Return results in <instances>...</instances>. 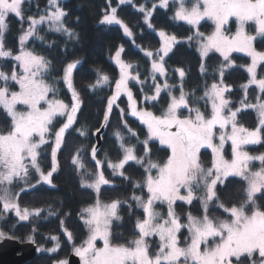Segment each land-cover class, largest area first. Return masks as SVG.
<instances>
[{
  "label": "snow or ice",
  "instance_id": "1",
  "mask_svg": "<svg viewBox=\"0 0 264 264\" xmlns=\"http://www.w3.org/2000/svg\"><path fill=\"white\" fill-rule=\"evenodd\" d=\"M25 2L31 3V0H0V60L10 58L17 62L19 67L17 71L14 64L9 72L4 70L7 64H0V108L11 119L9 130L0 131V202H2L0 221L10 212H14L18 222H26L31 216L40 215V209L31 211L28 208L22 209L17 202L19 194H14L10 186L14 181H23L25 187H22L21 191L27 188L34 189L36 185L29 183L30 169L39 176L37 184H52L51 178L58 167L57 153L64 142L65 133L75 123L76 113L80 108L79 96L73 85V70L77 68L79 61L69 62L63 69L62 79L72 91L73 103L69 109L62 100L55 98L57 95L55 82L53 84L47 82L52 71L51 62L25 47L30 37L44 39L38 34L39 26L43 24H48L51 31L66 34L70 39L77 35L65 26L64 17L67 13L60 7L59 0H49V5L54 10L47 11L46 15H40L39 18L28 17L30 23L19 37L18 54L14 55L10 49H5L4 34L8 28L6 18L11 14L23 21L22 5ZM120 2L124 3L125 0ZM159 2L160 7H168L169 0ZM186 3L187 0H179L180 6L175 12L174 19L184 21L196 29L188 40L197 41L202 58L207 57L213 50L220 53L227 62V65L221 66V76L224 67L232 65V53H244L251 58V63L247 66L250 79L248 84L241 86L245 89V97L240 101L241 107L232 110L229 107V100L224 97V93L229 89L212 83L210 88L205 90L204 97L195 101L199 103L206 97L211 102L210 116H206L199 107L189 106L187 99L189 94L183 91L182 86L179 98L174 96L171 98V103L162 116L144 109L138 110L128 87L130 66L120 60L121 52L117 51L115 58L120 66L121 75L115 84V94L108 101V112H111L121 92H126L131 115L138 117L147 127L148 137L141 142L145 146L144 156H136L134 148L125 147L122 142L121 147L125 153L123 159L119 163H109V167L112 168L114 175L120 176L124 175L120 170L129 161H135L144 167L147 173L145 181L143 184L137 182L134 187L146 188L147 198L145 200L143 195L132 196L137 208L142 209L144 218L136 220L137 238L130 240L127 245L113 244L111 229L113 221L121 220L117 211L120 201L101 204L100 186L110 183L105 179L103 172H100L92 183L82 180L83 186L96 191L97 200L94 206L82 210V213H87V218L83 215L81 218L89 230V235L80 246L73 247V252L79 257L81 264H245V262L264 264V210L257 204V199L264 197V154L252 156L245 150V146L260 144L264 133V97L258 94L256 103L247 102L249 85H256L259 93H264V77L257 78V68L264 64V51H258L254 46V41L264 42V0H193L190 7H187ZM116 11V8H113L111 14H105L101 23L122 25ZM140 11L145 12V22L148 23L151 10L141 7ZM233 17L237 29L231 34L228 25L230 18ZM205 19L214 24V31L207 36L197 27ZM250 24L254 25L255 34H249L247 26ZM123 31L126 35H132L127 26H123ZM158 34L163 38L161 51L164 55H159L158 52L159 61L154 60L152 63L153 81L156 79V73L165 75L164 57L172 51L173 44L177 42L174 35L168 36L162 30ZM146 55L152 57L153 53L149 51ZM177 71L183 80L185 72L182 69ZM204 71V65L201 64V72ZM131 78L141 84L144 83L136 76ZM108 80L107 75H102L97 84L106 83ZM16 85L18 90H12ZM163 89H167L171 95V86L167 82ZM161 92V85L155 84V94L145 96V99L156 101ZM18 106L26 110H19ZM181 108L187 109L189 115L181 118L178 115ZM242 108L254 109L258 113V126L254 130L238 125L237 115ZM65 116L66 121L54 132L51 170L45 174L39 163L40 150L49 143L51 138L49 134L53 131L55 119ZM107 119L106 114L105 120ZM229 126L230 132L227 131ZM215 129H218V135ZM128 131L138 139L132 129L129 128ZM117 136L120 138L119 133ZM217 139L218 142H215ZM150 140H156L171 150V155L165 162L159 163L151 159L148 148ZM228 141L231 146V160L225 156V145ZM201 149L211 150V167L203 165L200 158ZM92 151L95 158L96 149L93 148ZM252 161L260 162L259 170H250ZM73 163L83 167L76 157L73 158ZM100 163L97 160V166ZM153 170L155 175L152 174ZM230 176L242 178L247 182V187L245 199L238 206L226 207L219 201L217 185L224 184ZM182 189L186 194H181ZM197 192H203V195L196 196ZM258 193L261 197L257 196ZM194 199L200 200L203 215L194 216L189 212L186 222H182L174 205L177 201L191 205ZM212 204L222 208L228 214V218L211 217L209 210ZM163 205L167 206L166 217L157 210V206ZM182 229L187 230L183 246L180 239ZM66 234L71 241L72 234L70 232ZM152 236L158 237L156 249L149 243L148 238ZM5 239L12 237L0 230V241ZM52 239L56 241L54 247L47 250L38 247L37 251L56 253L60 247L59 239L57 237ZM27 240L35 242L32 235H29ZM97 240L103 242V247H97ZM56 264L68 262L60 260Z\"/></svg>",
  "mask_w": 264,
  "mask_h": 264
},
{
  "label": "trees",
  "instance_id": "2",
  "mask_svg": "<svg viewBox=\"0 0 264 264\" xmlns=\"http://www.w3.org/2000/svg\"><path fill=\"white\" fill-rule=\"evenodd\" d=\"M155 1L128 0L121 3L120 0H59L60 7L67 13L64 17L65 26L77 35L70 39L66 34L51 31L48 24H43L39 26L38 34L44 39L31 37L26 43L34 52L51 62L52 71L48 82L50 84L55 82L56 98L64 100L69 105L73 103L72 91L62 79L63 69L67 63L79 61L77 68L73 70V85L79 96L80 108L76 113L75 123L65 133L64 142L58 151V167L53 173L52 184H37L39 176L31 169L29 183L36 187L20 192V204L32 209H40V215H33L26 222H18L12 213H8L6 218L0 221V228L10 236L27 240V237L32 235L38 247L44 250L51 249L56 244L52 237L59 239L60 247L56 253L38 251L36 257L25 264H56L60 260L67 259L73 247L82 244L87 238L88 229L81 218L82 210L96 202L97 193L94 189L83 186L82 180H92L98 174L97 160L101 162L102 170L110 182L100 187V202L120 201L117 211L121 220L112 223V242L127 245L130 240L138 237V230L135 228L136 220L137 218L142 220L144 214L142 209L137 208L132 196L133 194L143 195L146 200V188L137 189L134 185L137 182L143 184L147 173L144 167L136 164L135 161L127 162L120 170L124 173L123 176L114 175L112 168L108 165L109 160L118 162L124 156L122 142L125 147H133L136 156H144L145 146L141 142L148 137L147 127L138 117L131 115L126 95H122L118 102L113 104L111 112H108V101L115 91L120 71L115 61L117 51L121 52L120 60L131 64L139 81L144 82L141 84L133 80L130 84L137 102L156 114L164 112L173 95L178 96L181 93L182 86L183 91L189 94L187 97L189 106L199 107L206 116H209L211 102L206 97L199 103L195 101L197 98L204 97L205 90L210 88L212 83L221 82V80L229 89L226 91L229 107L232 110L241 107L240 101L245 97V89L241 86L248 84L250 79L247 66L250 65L251 58L244 53H232V65L225 66L221 76V66L227 65V62L214 50L207 57L200 56L197 41L188 40L196 29L184 21L174 19L177 2L169 1L168 7L162 8L160 4H154ZM141 7L151 10L152 14L148 23L145 22V12L140 11ZM113 8H116L117 17L128 27L132 33L131 36L124 33L123 24L101 23L103 16L110 14ZM22 9L23 21L11 14L6 18L8 28L4 34V46L13 54L18 52L19 37L29 26L28 17L38 18L40 15H46L47 11L54 10L49 5V0L25 2ZM197 27L206 35L213 30L214 24L204 20ZM248 28L255 31L251 24ZM160 30L177 38L172 51L164 57L166 79L172 88L171 95L166 89L161 92L156 101H151L145 99V96L154 92V84L151 81L152 60L146 53L159 50ZM255 47L258 50H264V42L255 41ZM0 64H7L4 70L10 72L16 62L9 58L0 60ZM201 64L204 65V72H201ZM178 69L185 72L183 80ZM102 75L109 77L108 82L97 84ZM262 77H264V64L257 68V78ZM17 87L18 85L14 86L12 90ZM258 94L264 97V93H259L256 85H249L247 102L256 103ZM106 114L107 120H105ZM182 114L188 115L189 112L184 109ZM62 122V117L55 119L50 137H53ZM237 122L250 128L257 127L258 113L254 109L242 108L237 115ZM10 125V117L0 108V129L9 130ZM103 125H105L102 133L103 142L96 148V132ZM129 128L137 134L138 139L131 135ZM117 133L120 134V138ZM51 148L52 144L49 141L41 149V168L45 172L51 168ZM93 148L96 149L95 158H93ZM148 148L151 159L155 162L163 163L170 155V149L160 145L156 140H150ZM248 150L254 154H264V133H262V142L250 145ZM211 156V152L207 149L201 152V161L204 165L211 164ZM74 157L83 164L82 168L79 164L73 163ZM152 174H156L155 170ZM22 187H25L23 181L16 182L14 185L15 190ZM246 187L247 182L242 178L228 177L224 184L217 185L219 201L226 207L238 206L245 199ZM257 196L261 197V194L258 193ZM257 204L264 210V197L257 199ZM174 207L182 222H186L189 212L194 216L203 215V207L199 199H194L191 205L177 201ZM157 208L166 211L167 206H157ZM0 209H2V202H0ZM209 215L228 218V214L215 204L210 205ZM67 232L72 234L71 241L68 239ZM186 234L187 230L182 229L180 237L184 239ZM156 238L157 236H154L150 239L155 242L158 240ZM256 257L258 258V254Z\"/></svg>",
  "mask_w": 264,
  "mask_h": 264
},
{
  "label": "rangeland",
  "instance_id": "3",
  "mask_svg": "<svg viewBox=\"0 0 264 264\" xmlns=\"http://www.w3.org/2000/svg\"><path fill=\"white\" fill-rule=\"evenodd\" d=\"M125 1H128V0H125ZM169 1H174V2H177V7H176V11L178 10V8H179V0H169ZM193 3V0H187V3H186V6L187 7H190L191 6V4ZM154 4H160V2H159V0H156L155 1V3ZM111 14V13H110ZM39 18V17H38ZM118 18V17H117ZM119 19V18H118ZM205 20H207V19H205ZM204 21V20H203ZM202 22V21H201ZM123 24V26H126L124 23H122ZM228 27L230 28V30H231V34H234L235 33V31H236V29H237V25H236V22H235V18L233 17V18H230V20H229V25H228ZM253 27H254V25H253ZM255 29V28H254ZM247 30H248V32H249V34H255V31H251L249 28H248V26H247ZM161 31V30H160ZM159 31V32H160ZM162 31H164V30H162ZM212 31H214V27H213V30ZM212 31L210 32V33H208V34H206L205 36H207V35H210L211 33H212ZM165 33H166V35H168V36H173L172 34H170V33H168V32H166V31H164ZM31 38V37H30ZM29 38V39H30ZM174 45V44H173ZM254 46H255V41H254ZM25 47L28 49V50H32L31 48H29L27 45H25ZM162 47H163V38H161V46H160V48H159V50H157L156 52H152L153 53V56L151 57V60H152V63H153V61L155 60V61H159V57L157 56V53L159 52V55H164V53L161 51V49H162ZM173 47V46H172ZM19 49H20V46H19ZM258 50V49H257ZM33 51V50H32ZM258 51H264V50H258ZM18 52H19V50H18ZM18 52L17 53H15V54H18ZM14 54V55H15ZM35 54H38V53H36L35 52ZM38 55H40V54H38ZM115 61H116V58H115ZM125 64H127V65H129L130 67L128 68V73H129V81H128V87H129V89H130V84H131V82L133 81V79L131 78V77H133V76H136V77H138V75H137V73L134 71V69H133V66L131 65V64H129V63H127V62H124ZM16 64H17V62H16ZM118 64V63H117ZM118 66H119V64H118ZM17 67H18V64H17ZM164 67H165V64H164ZM152 68V67H151ZM119 69H120V66H119ZM165 70H166V67H165ZM17 71H19V67H18V69H17ZM151 71H153V70H151ZM120 75H121V69H120V71H119V76H118V79H117V81L120 79ZM155 77H156V79H155V81H153V79H152V72H151V81L153 82V84H154V92H153V94H151V95H149V97L150 96H152V95H154L155 94V84H160L161 85V87H162V91H164V90H166V89H163V85L165 84V82H167V84L169 85V83H168V81H167V79H166V71H165V75L164 76H161L159 73H156L155 74ZM138 80H139V77H138ZM48 82V81H47ZM49 83V82H48ZM50 84V83H49ZM217 84H218V86H220V87H226L225 86V84L224 83H221V82H217ZM170 86V85H169ZM172 88V87H171ZM15 90H18V87L15 89ZM131 90V89H130ZM115 91H116V88H115ZM115 91H114V93H113V95L115 94ZM131 92H132V90H131ZM132 94H133V92H132ZM181 94V93H180ZM180 94L178 95V96H174V97H176V98H179V96H180ZM112 95V96H113ZM122 95H126L127 96V98H128V95H127V93L126 92H121V94H120V96H119V98L114 102V104H116L117 102H118V100L122 97ZM111 96V97H112ZM224 97H225V99H227V96H226V92L224 93ZM50 98H52V96H50ZM56 98V97H55ZM133 98H134V101H135V106H136V108L138 109V110H140V109H144V110H147V111H151V110H149V109H147V108H145L144 106H141V105H139V103L137 102V100H136V98L134 97V94H133ZM58 99H60V98H58ZM60 100H62V99H60ZM228 100V99H227ZM65 104H67L64 100H62ZM128 101H129V98H128ZM171 103V102H170ZM128 104H130V101L128 102ZM68 106H69V109H70V107H71V105H69V104H67ZM169 106V105H168ZM168 106H167V108H168ZM167 108L164 110V112L162 113V114H156V113H154L153 111H151V112H153V114L154 115H157V116H162L165 112H166V110H167ZM18 109L19 110H26V109H24L22 106H18ZM182 110H184V108H181V109H179L178 110V115H180V117L181 118H184V117H186V116H188V115H186V114H182ZM130 112H131V108H130ZM225 114H227V109L225 110ZM210 116V115H209ZM63 118V122H62V124L66 121V116L65 117H62ZM62 124H61V126H62ZM238 125L239 126H243V127H246V128H248L249 130H254L256 127H254V128H250V127H247V126H244V125H241V124H239L238 123ZM60 126V127H61ZM59 129V128H58ZM57 129V130H58ZM56 130V131H57ZM0 131H2L1 129H0ZM6 131H8V130H6ZM6 131H4V132H6ZM173 131H175V129L173 128ZM214 131H217V135H218V129H215ZM227 131H229L230 132V126L228 127V129H227ZM97 133V132H96ZM49 136H50V134H49ZM49 141H51V144H52V147L54 146V135H53V137H51L50 139H49ZM215 142H218V139L215 141ZM250 145H248V146H245V150L246 151H248V153L250 154V155H252V156H259V155H261V154H254V153H251L249 150H248V147H249ZM43 147V146H42ZM204 149H201V152L203 151ZM207 150H209L210 152H211V150L210 149H207ZM41 151V150H40ZM58 154V153H57ZM125 155V154H124ZM170 155H171V150H170ZM211 155H212V153H211ZM225 156H226V159H228V160H231V146H230V141H228V142H226V145H225ZM200 158H201V153H200ZM123 159V157L121 158V160ZM121 160H119L118 162H115V161H112V160H109L108 161V165H109V163H113V164H115V163H119ZM57 161H58V158H57ZM211 161H212V156H211ZM39 163H40V166H41V162H40V159H39ZM203 163V162H202ZM52 165V164H51ZM203 165H204V163H203ZM205 167H211V164L210 165H208V166H206V165H204ZM260 167H261V164H260V162L259 161H252L251 162V165H250V170L251 171H257V170H259L260 169ZM43 170V169H42ZM51 170V168L48 170V171H50ZM30 172H31V169H30ZM45 172V171H44ZM100 172H103V170H102V166H101V164L99 165V172H98V174L92 179V180H89L88 182L89 183H92V182H94L97 178H98V175H99V173ZM47 172H45V174H46ZM103 174H104V176H105V173L103 172ZM39 179V178H38ZM52 179V178H51ZM105 179H107V177L105 176ZM108 180V179H107ZM15 183H16V181H14V183L10 186L11 187V190H12V192L14 193V194H16V193H18L19 195H20V192H21V190L20 189H17V190H15L14 189V185H15ZM35 184V183H34ZM102 186V185H101ZM100 186V187H101ZM181 194L182 195H184V194H186V192H185V190H181ZM18 195V198H17V202L19 203V205H20V207L23 209V208H28L30 211L31 210H33L32 208H30V207H28V206H23V205H21L20 204V202H19V196ZM201 195H203V192H197L196 193V196H201ZM96 203V202H95ZM95 203L94 204H91L90 206H94L95 205ZM110 203H112V202H110ZM110 203H104V202H101V204L103 205V204H110ZM90 206H88V207H90ZM88 207H86V208H88ZM85 208V209H86ZM175 208V207H174ZM157 210L158 211H160V212H162L164 215H165V217H166V214H167V208H166V211H162V210H160V209H158L157 208ZM176 211V210H175ZM10 213H12L13 215H14V212H10ZM177 213V212H176ZM178 214V213H177ZM179 215V214H178ZM6 216H7V214H6ZM15 216V215H14ZM83 216L85 217V218H87V213H83ZM180 216V215H179ZM17 218V217H16ZM220 219H226V218H220ZM17 220H18V218H17ZM182 221V220H181ZM88 229V228H87ZM0 230H2L1 228H0ZM5 232V231H4ZM7 233V232H6ZM9 235V234H8ZM88 235H89V230H88ZM10 236V235H9ZM181 236V235H180ZM186 236H187V234H186ZM13 237V236H12ZM152 237H154V236H152ZM17 238V237H16ZM151 238V237H150ZM150 238H148V239H150ZM158 238V237H157ZM156 238V239H157ZM19 239V238H18ZM180 239H181V242H182V244H181V246H183V240L184 239H182L181 237H180ZM22 240V239H21ZM22 241H28V240H22ZM156 242H157V244H156ZM113 243V242H112ZM149 243L151 244V247L153 248V249H156L157 247H158V240L157 241H155V242H152V240L150 239L149 240ZM96 244H97V247H103V242L101 241V240H97V242H96ZM113 244H115V243H113ZM81 245V244H80ZM80 245H76V246H80ZM116 245H118V244H116ZM203 247V246H202ZM73 252V251H72ZM69 256V255H68ZM235 258H233V260H234ZM64 260H66L67 262H68V258L66 259H64Z\"/></svg>",
  "mask_w": 264,
  "mask_h": 264
},
{
  "label": "water",
  "instance_id": "4",
  "mask_svg": "<svg viewBox=\"0 0 264 264\" xmlns=\"http://www.w3.org/2000/svg\"><path fill=\"white\" fill-rule=\"evenodd\" d=\"M105 130L103 125L96 133V148L102 144V133ZM12 237V236H11ZM38 243L35 241H22L18 238L5 239L0 241V264H25L37 255ZM68 264H81L79 257L74 252L68 256Z\"/></svg>",
  "mask_w": 264,
  "mask_h": 264
}]
</instances>
